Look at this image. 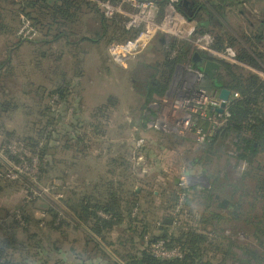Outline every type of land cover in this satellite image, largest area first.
<instances>
[{"label": "rangeland", "instance_id": "1", "mask_svg": "<svg viewBox=\"0 0 264 264\" xmlns=\"http://www.w3.org/2000/svg\"><path fill=\"white\" fill-rule=\"evenodd\" d=\"M16 1L0 0V21L8 29L14 30V33L0 32V64L5 63L0 66V103L14 99L10 107L0 111V221L9 226L14 219L21 218L17 212L23 213V210L39 221V226L31 223L29 231L40 234L34 238L38 237L44 249L38 248L36 239L31 240L32 249L27 255L30 256V264H76L71 260V256H74L72 251H80L73 258L76 260L80 257L79 261H85L88 251L94 254L93 244L84 248L82 239H76L82 230L74 222L72 226L62 225L60 230L51 231L47 226L51 217L46 211L56 206L61 210L60 221H69L70 211L64 202L68 191L73 189L81 192L96 184L98 177L106 176L108 171L114 172L112 177L117 188L123 185L125 189H134L139 194V209H135L133 216H139L144 226L148 225L151 231H154L159 218L170 219L172 226L178 224L177 213L164 208L175 192L180 196V208L176 211L192 208L200 216L208 213L206 202H215L211 210L222 209L219 207L221 200H217V196L233 202H264V198L256 197L253 193V181L243 182L242 175L248 165L237 159L235 139L219 140L211 150L205 146L206 143L200 144L190 138L167 134L149 125L146 128L141 126L139 109L145 102V82L148 79L161 82L168 74L165 64L171 59L166 46L158 47V39L151 42L135 60L126 64L112 59L108 51L110 45L106 41L96 44L83 41L77 47L68 46L65 41L40 46L35 44L42 37L40 27L37 28L39 36L36 39L21 41L18 32L22 16L26 15H20V4ZM263 5L260 0H252L246 8L228 10L225 16L219 15L215 18V24L208 26H203L201 22L206 15L199 12L193 20L198 26L196 39L203 45L208 42L205 35L214 41L221 39L223 45L231 48L236 57L253 54L254 50L247 41H253L261 22H264ZM81 19L85 24L88 23L86 34L94 37L95 30L101 27L98 17L87 12ZM111 26L109 34L113 38L114 30ZM80 29L85 30L84 26ZM77 38L74 40H79ZM179 45L189 55L190 47L182 43ZM43 51H46L48 57L40 60L39 55ZM258 53L264 54V43L260 45ZM188 55L181 65H188ZM57 60H60L70 76H74L75 63L80 60L84 74L73 77L75 84L69 105L61 103V106H57L54 102L53 109H63L64 119L56 127L60 134H56L52 142L54 168L47 174L50 179H43V182L38 160L31 164L27 160L30 151L25 148L27 144L24 138L38 128L35 105L42 97L37 92L51 89L48 72L50 67L57 64ZM222 61L233 64L227 60ZM237 61L239 63L234 65L237 72H252L264 80V70H257L240 62L238 58ZM262 61L264 68V59ZM142 62L155 66V69L139 71ZM151 73L156 75L151 78ZM224 73L227 79H231L226 71ZM207 83H211V88H219L221 85L218 80L205 77L204 85ZM164 96L154 95V98L160 100ZM110 98L115 102L110 103ZM103 106L109 109L100 111ZM161 108L160 105L158 110ZM168 112L170 109L167 108L165 113ZM9 131L12 132L10 137ZM141 139L145 141L139 150L137 143ZM138 154L143 161H137ZM258 160L264 161V156ZM183 175L189 178L187 182L181 180ZM191 177L195 179L190 180ZM201 177L206 180H200ZM176 179H179L178 183ZM211 181L215 183L217 192L209 195L207 189ZM235 186L239 188L235 189ZM185 202H190L188 207L184 206ZM256 211L263 215L264 203L256 206ZM127 228L113 229L109 238L112 245L98 239L105 250L104 261L101 260L100 264L125 263L117 252L123 251L124 241L120 238H129L132 234ZM136 230L141 231L140 226ZM48 235L51 237L47 238ZM252 242V239L245 240L246 244ZM67 258L69 261H66Z\"/></svg>", "mask_w": 264, "mask_h": 264}, {"label": "trees", "instance_id": "2", "mask_svg": "<svg viewBox=\"0 0 264 264\" xmlns=\"http://www.w3.org/2000/svg\"><path fill=\"white\" fill-rule=\"evenodd\" d=\"M103 1H110L114 5L121 2V0ZM219 1L223 5H228L229 0ZM248 1L250 0H230L229 2L230 6L237 7ZM16 3L20 4V15L25 14L36 28L40 27L42 30V37L35 42L40 46H49L61 41H65L71 47L79 46V41L92 44L106 41V44L110 45L113 41L109 34L111 24L113 27H117L127 21L121 15H116L112 20L107 19L103 10L89 0H22L16 1ZM217 3L218 1L215 2L213 8L221 16H225V8L218 6ZM87 12L96 15L101 25L100 30H95L94 37L86 34L89 26L87 22L85 24L84 20L81 19V16ZM208 23L205 22L204 26ZM81 26H84L85 30H81ZM0 32L14 33V30L8 29L7 25L0 21ZM76 37L79 40H74ZM20 40L22 41V39ZM247 42L254 52L251 55L242 54L237 57L238 60L263 71L262 60L264 54L258 53V49L264 43V22H261L253 41L248 40ZM223 43V40L219 39L213 42V47L218 50L229 48L225 47ZM176 44L173 43L168 50L169 57L171 50L176 48ZM158 47H163L159 41ZM187 55L188 51L183 48L179 58H171L166 62L165 66L168 69V74L161 82H154L151 79L146 80L144 87L146 90L145 102L139 109L143 128L151 123L152 117L156 114L155 111L149 108V104L154 100V95L162 96L167 92L176 66L184 62ZM201 55L212 59L206 53H201ZM39 56L40 60L48 57L46 51H43ZM217 61L231 77V82L227 86L234 93H239L240 97L233 98L228 106L227 125L222 127L205 146L213 150V146L217 141H225L229 138L235 139L234 145L238 151L237 159L248 165L247 171L242 175L243 182L253 181V193L256 194V197L264 198V161L258 160L260 156H264V80L258 74L252 72L246 74L237 72L234 63ZM76 62L73 70L74 76H70L64 66L60 64V60H57V64L50 67V72H48L51 89H46L43 93L37 92V95L39 94L42 97L41 101L35 105L36 117L39 119L36 122L38 128L33 130L31 134L29 132L28 136L24 138V142L27 144L25 148L30 151L27 158L28 162L31 164L33 161L38 160L39 166H41V181L50 179L47 174L52 170V167L54 168L52 166L54 165L52 163L54 154L51 153L54 147L52 142L54 136L60 134L56 127L64 119L63 109L56 111L53 109L54 102L57 106H61V103L69 105L75 84L73 77L77 78L83 75V66L80 60ZM4 64L2 62L0 66H4ZM37 66L40 68V63ZM194 66L199 67L197 63ZM139 69V71L145 72L152 71L155 66L142 62ZM155 75L151 73L149 76L152 78ZM222 81L224 83V79ZM210 84L203 85L212 90ZM55 98L56 100L53 101ZM13 101L14 99L4 100L0 103V111L5 107H10L14 103ZM113 101L114 99L110 98L109 102L112 103ZM105 109L107 110L109 107L103 106L99 110ZM8 136H12V132L9 131ZM204 172L206 173V170ZM113 173L108 171L106 176H99L96 184L86 187L81 192L72 189L65 195V205L70 211L69 215L75 220L72 221L75 225L86 229L84 231L86 232L87 246L94 245V254H92L93 251L86 252L87 258H84L85 261H79L80 257L74 260L73 258L76 257L74 255L71 256L72 262L76 264H100L101 260L104 261L103 252L105 250L99 240L112 245L109 238L113 229L115 227H129L126 230H131L132 234L129 238H124L125 236L120 238L124 241L122 243L123 251L117 252V255L126 264H229L230 261L238 263L239 259L234 251L235 249L242 251L248 257L245 264H251L252 261H255L256 264H264V254L256 253L250 246H241L237 239L225 234L226 222L238 224L239 221H242L241 225L238 224L242 228L241 231H245L247 236L255 238L264 245V212L263 215H259L256 211V206H262L264 202H233L234 211L230 213L229 217L223 215L219 209L213 208L214 210H211L215 202H206L208 213L200 216L194 213L191 210L192 208L176 211L180 208V196L175 192L170 201L166 202L168 205H165L164 208L177 213L178 224L172 226L165 222V218L162 220L159 218L154 226V231H151L148 225L144 226L139 216H133L135 209H139V194L134 189H125L123 185L117 188V184H115L112 177ZM214 185L215 183L211 181V186L207 189L209 195L217 192ZM238 188L235 186V189ZM189 204L190 202H185L184 206L188 207ZM60 211L56 206L46 211V214L51 217V220L47 223L51 231L60 230L62 225H69L68 222L60 221ZM17 216H21V218L14 219L9 226L3 225V222L0 221V264H30V256L27 255L30 254L29 251L32 249L31 240L34 236L39 237L40 234L30 233L29 225L33 223L39 226V221H36L33 215H27L24 210L23 213L21 211L17 212ZM137 226H140L141 231L136 230ZM238 226L235 228L232 226L233 233L240 232ZM38 237L34 238L36 239L35 244L39 246L38 248L44 249ZM159 240H166L170 247H178L183 256L170 260L155 257L151 247ZM66 261H69V259L67 258Z\"/></svg>", "mask_w": 264, "mask_h": 264}, {"label": "built area", "instance_id": "3", "mask_svg": "<svg viewBox=\"0 0 264 264\" xmlns=\"http://www.w3.org/2000/svg\"><path fill=\"white\" fill-rule=\"evenodd\" d=\"M101 8L107 19L112 20L116 15L127 19L121 26L113 27V39L109 46V53L117 63L126 64L135 60L154 40L164 38L162 44L170 49L173 43L176 48L171 50L170 58H179L183 52L181 44L190 47L187 61L188 65L179 63L173 73L170 86L163 99L154 98L149 108L155 111L150 128H156L167 134L178 137L190 138L200 144L210 142L216 133L228 123V106L233 98H239V93H232L230 101L224 108V112H218L224 103L219 98L217 89L209 90L204 87L205 76L196 68L194 56L196 52L206 53L214 60H227L239 63L231 48L218 50L213 47V38L205 35L208 42L201 44L196 36V25L183 12L181 0H121L118 5L110 1L89 0ZM160 2H164L160 14ZM19 37L25 41H31L39 36L38 29L26 16H22V25L18 32ZM160 42V41H159ZM161 43V42H160ZM185 62V61H184ZM183 62V63H184ZM198 64V63H197ZM184 72L181 73V70ZM158 100V101H157ZM161 105V110L159 106ZM170 112L165 113L166 109ZM141 139L137 143L140 150L144 143ZM137 161H143L139 158ZM188 177L182 176L184 182ZM151 251L157 258L170 260L181 258L182 252L178 247L168 246L166 240L155 242Z\"/></svg>", "mask_w": 264, "mask_h": 264}, {"label": "crops", "instance_id": "4", "mask_svg": "<svg viewBox=\"0 0 264 264\" xmlns=\"http://www.w3.org/2000/svg\"><path fill=\"white\" fill-rule=\"evenodd\" d=\"M218 1V3H217V5L218 6H221V7H224L225 9V13L228 11V10H234V9H242V8H246L247 7V4L248 3H250V1H252V0H250V1H248V2H244V3H242V5H239V6H237V7H235V6H230V0L228 1V5H223L222 4V2L221 3H219L220 1L219 0H189V2L191 3V5H193L194 7H195V9H196V15L199 13V12H204V14L206 15V18H203L204 20H202L201 22L203 23V26H204V23L205 22H209L208 23V25H212V24H215V18L216 17H218L220 14H219V12H217L216 11V9H214L213 7H215V2H217ZM261 2H263L264 3V0H260ZM217 5H216V7H217ZM163 6H164V2H160V11H159V13L161 14L162 13V9H163ZM262 9H264V5L262 6ZM241 11V10H240ZM192 21L193 20H195V18H192L191 19ZM201 23V24H202ZM208 25H206V26H208ZM196 27H198V26H196ZM82 41H79V43H81ZM107 58L105 57L104 58V60H106ZM96 61L97 60H95L94 62L96 63ZM83 72H84V68H83ZM225 71H224V69L221 67V69H220V71L218 72V75H217V80L220 82V87L219 88H228L229 89V87L227 86V85H229V83L231 82V79H227V76H225L224 73ZM84 74V73H83ZM222 79H224V83H223V81H222ZM213 80V79H212ZM203 83H204V81H203ZM207 84H209V83H207ZM213 89H218L217 87H213ZM212 89V90H213ZM231 90V89H230ZM232 91V90H231ZM88 93V92H87ZM232 93H233V91H232ZM227 200H229V202H230V204L228 205V207L227 208H222L221 209V211H222V214L223 215H225V216H228L229 217V215H230V213L231 212H233L234 210H233V201H231L230 199H228L227 198ZM68 219H69V221H67L68 223L67 224H69V226H72V220H74L73 219V217L71 216V215H69L68 216ZM70 220H71V222H70ZM170 220V219H169ZM75 221V220H74ZM166 222V221H165ZM243 222L242 221H239L238 222V224L239 225H241ZM237 223H233V222H226V224H225V227L227 228L226 229V235L227 236H229V237H231L232 236V238L233 239H237L238 240V242H239V244L241 245V246H244V247H248V246H250V247H252V249H254L255 250V252L256 253H258V254H261V255H263L264 254V249L262 250V248H264V245H262V243H259L255 238H251V237H249V236H247L246 235V233H245V231H241L242 230V228L241 227H239L238 226V224L236 225ZM169 225H171V224H169ZM232 226H233V228H235V227H237L238 226V229L240 230V232L239 233H233L232 231H231V229H232ZM78 228L79 229H81L82 231V233H79V235L77 236V238L76 239H82V243L84 242V244H83V247L84 248H87L88 246H87V244H86V239H87V237H86V232L84 231V229L83 228H81L80 226H78ZM34 233V232H33ZM51 236H47V238H50ZM75 239V240H76ZM247 239H252L254 242H252L251 244H246L245 243V240H247ZM79 241V240H78ZM81 243V244H82ZM235 251V253H236V255H237V258L239 259V262H242V263H244L245 264V261L247 260V256H245L244 254H243V252L242 251H240V250H234ZM73 253H71L72 255H79L80 254V251H72ZM71 261V260H70ZM239 262L238 263H233V262H229V264H239ZM71 264V263H70ZM121 264H126V263H121ZM251 264H256V262L255 261H252L251 262Z\"/></svg>", "mask_w": 264, "mask_h": 264}, {"label": "water", "instance_id": "5", "mask_svg": "<svg viewBox=\"0 0 264 264\" xmlns=\"http://www.w3.org/2000/svg\"><path fill=\"white\" fill-rule=\"evenodd\" d=\"M188 3H189V0H181V2H180L181 8H182V6H185ZM190 20H191V18H190ZM159 41L161 42V44H164L165 39L164 38H160ZM194 61L196 63H198V66H199L198 68L203 73V75L205 77H209V78H211L213 80H217L218 72L221 69V64L217 60L209 59V58L204 57L203 55H201V53L197 52L195 54V56H194ZM217 90L219 91V98L224 101V103L222 105V108L218 109V112L223 113L224 112V108L226 107L227 103L231 99L232 91L230 89H228V88H222V87L218 88ZM193 179H195V177H191L190 180H193ZM201 179L202 180H206L205 177H201L200 180ZM175 182L178 183L179 179H176ZM219 198H220V196H217V199H219ZM229 204H230L229 200L223 199L220 202L219 207L220 208H227ZM165 221L168 224L172 223V221L169 220V219H166Z\"/></svg>", "mask_w": 264, "mask_h": 264}, {"label": "flooded vegetation", "instance_id": "6", "mask_svg": "<svg viewBox=\"0 0 264 264\" xmlns=\"http://www.w3.org/2000/svg\"><path fill=\"white\" fill-rule=\"evenodd\" d=\"M182 10L191 19L196 16V9H195V7L193 5H191L190 2L187 5L182 6ZM217 200H221L222 201L221 198H219Z\"/></svg>", "mask_w": 264, "mask_h": 264}]
</instances>
